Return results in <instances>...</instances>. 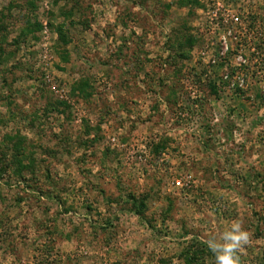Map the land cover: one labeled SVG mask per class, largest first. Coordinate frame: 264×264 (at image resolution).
I'll return each instance as SVG.
<instances>
[{
	"label": "rangeland",
	"instance_id": "374dc122",
	"mask_svg": "<svg viewBox=\"0 0 264 264\" xmlns=\"http://www.w3.org/2000/svg\"><path fill=\"white\" fill-rule=\"evenodd\" d=\"M237 219L264 264V0H0V264H215Z\"/></svg>",
	"mask_w": 264,
	"mask_h": 264
},
{
	"label": "clouds",
	"instance_id": "9594fccd",
	"mask_svg": "<svg viewBox=\"0 0 264 264\" xmlns=\"http://www.w3.org/2000/svg\"><path fill=\"white\" fill-rule=\"evenodd\" d=\"M249 239V232L242 227V221L237 219L220 234L219 239L211 237L206 245L213 253L215 264H242L240 251L249 243Z\"/></svg>",
	"mask_w": 264,
	"mask_h": 264
},
{
	"label": "built area",
	"instance_id": "2783aa9c",
	"mask_svg": "<svg viewBox=\"0 0 264 264\" xmlns=\"http://www.w3.org/2000/svg\"><path fill=\"white\" fill-rule=\"evenodd\" d=\"M222 41H223L224 43H226V39H225V37H222ZM239 61H242V59L240 58ZM243 62H244V61H243ZM225 79H226V77H225ZM236 79H237V81H238V86L241 87L242 84L244 83L243 76L240 75V76H238V78H236Z\"/></svg>",
	"mask_w": 264,
	"mask_h": 264
},
{
	"label": "trees",
	"instance_id": "16d2710c",
	"mask_svg": "<svg viewBox=\"0 0 264 264\" xmlns=\"http://www.w3.org/2000/svg\"><path fill=\"white\" fill-rule=\"evenodd\" d=\"M210 89H211V93L212 94H216V89H215V87L214 86H210ZM144 202H140L139 203V206H140V208L138 209V210H143V208H144V204H143Z\"/></svg>",
	"mask_w": 264,
	"mask_h": 264
}]
</instances>
